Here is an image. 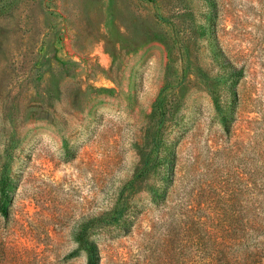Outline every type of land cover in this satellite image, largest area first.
Here are the masks:
<instances>
[{"label": "rangeland", "instance_id": "rangeland-1", "mask_svg": "<svg viewBox=\"0 0 264 264\" xmlns=\"http://www.w3.org/2000/svg\"><path fill=\"white\" fill-rule=\"evenodd\" d=\"M1 175L0 264H264V0H0Z\"/></svg>", "mask_w": 264, "mask_h": 264}, {"label": "trees", "instance_id": "trees-1", "mask_svg": "<svg viewBox=\"0 0 264 264\" xmlns=\"http://www.w3.org/2000/svg\"><path fill=\"white\" fill-rule=\"evenodd\" d=\"M0 192L4 194L6 185L4 183V178L0 177ZM84 249L86 251L87 264H98L99 257L95 245L88 239L84 240Z\"/></svg>", "mask_w": 264, "mask_h": 264}]
</instances>
